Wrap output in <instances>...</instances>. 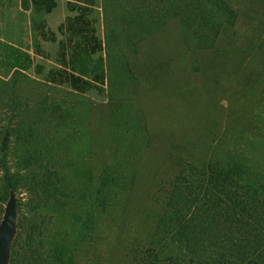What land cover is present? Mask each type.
<instances>
[{
  "label": "trees",
  "instance_id": "16d2710c",
  "mask_svg": "<svg viewBox=\"0 0 264 264\" xmlns=\"http://www.w3.org/2000/svg\"><path fill=\"white\" fill-rule=\"evenodd\" d=\"M106 3L113 26L108 23L107 32H112L106 37L109 69L113 68L110 37L118 44V57L120 46L136 54L138 43L177 20L183 38H196L202 48L213 40L212 29L233 26L238 17L227 0ZM119 62L123 65L116 78H110V102L102 112L109 133L102 143L103 155L94 153L91 144L86 143L84 152L75 145L83 136L81 129H91V121L101 111L89 97L50 84H33L20 71L8 80L0 77V220L10 189L18 192L19 172L16 175L9 163L14 149L17 158L24 157L28 169L24 178L33 187L35 208L43 219L40 233L37 222L30 227L36 244L30 238L28 245L37 249V261L44 260L42 248L49 246L50 264H76L79 247L90 244L97 220L110 208L109 193L121 177L133 172L134 166L124 164V157L141 152V134L147 125L142 111L133 107L131 90L136 83L122 74L129 67L123 57ZM58 90L61 95H54ZM92 135L87 134V140ZM238 139L200 164L185 163L165 183L163 214L157 224V237L165 248L135 251L133 264H264V143L257 136L245 143ZM94 156L99 157L98 163ZM18 210L19 232L11 264L22 241L21 200Z\"/></svg>",
  "mask_w": 264,
  "mask_h": 264
},
{
  "label": "rangeland",
  "instance_id": "374dc122",
  "mask_svg": "<svg viewBox=\"0 0 264 264\" xmlns=\"http://www.w3.org/2000/svg\"><path fill=\"white\" fill-rule=\"evenodd\" d=\"M227 1L237 11V21L218 31L212 29L213 40L207 47H198L196 38H183L179 21L172 20L138 43L136 54L119 45L122 53L118 57V44L110 37L113 68H108L105 47L103 69L89 70L86 84L81 79L80 85L58 86L89 97L101 108L91 129H81L83 136L75 145L84 152L86 143L91 144L94 153L103 155V141L109 133L102 112L110 102V78H116L123 57L129 74H122L136 83L131 90L133 107L142 111L147 125L141 134V152L124 157V164L134 166L133 172L121 177L109 193L110 208L97 220L90 244L78 246L76 264H133L135 251H161L165 247L157 237V224L163 214L161 189L165 183L185 163L200 164L238 137L245 143L257 136L264 143V0ZM31 79L33 84H46ZM59 91L54 95H61ZM90 133L93 135L87 140ZM13 152L9 163L16 175L19 172L16 183L23 209L22 241L15 264H50L49 246L42 248L44 260L37 261V249L28 245L30 238L36 244L30 236L32 223L37 222L40 233L43 219L35 208L33 187L24 178L28 173L24 157L17 158ZM98 158L93 157L97 163Z\"/></svg>",
  "mask_w": 264,
  "mask_h": 264
},
{
  "label": "crops",
  "instance_id": "0c3cea01",
  "mask_svg": "<svg viewBox=\"0 0 264 264\" xmlns=\"http://www.w3.org/2000/svg\"><path fill=\"white\" fill-rule=\"evenodd\" d=\"M107 1L0 0V77L20 71L50 85L86 84L89 70L103 69Z\"/></svg>",
  "mask_w": 264,
  "mask_h": 264
},
{
  "label": "water",
  "instance_id": "95a60500",
  "mask_svg": "<svg viewBox=\"0 0 264 264\" xmlns=\"http://www.w3.org/2000/svg\"><path fill=\"white\" fill-rule=\"evenodd\" d=\"M19 200V193L10 189L0 220V264H11L12 261L13 246L19 232Z\"/></svg>",
  "mask_w": 264,
  "mask_h": 264
}]
</instances>
